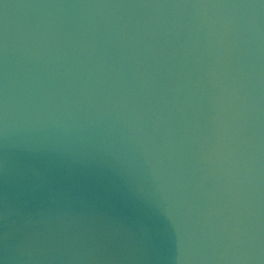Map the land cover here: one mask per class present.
<instances>
[{"label": "water", "instance_id": "95a60500", "mask_svg": "<svg viewBox=\"0 0 264 264\" xmlns=\"http://www.w3.org/2000/svg\"><path fill=\"white\" fill-rule=\"evenodd\" d=\"M34 229L8 264H264V0H0V260Z\"/></svg>", "mask_w": 264, "mask_h": 264}, {"label": "clouds", "instance_id": "9594fccd", "mask_svg": "<svg viewBox=\"0 0 264 264\" xmlns=\"http://www.w3.org/2000/svg\"><path fill=\"white\" fill-rule=\"evenodd\" d=\"M69 214L67 212L60 214L58 216V219L60 220L61 227L64 226L65 221L68 219ZM48 221V217L44 214L39 215L37 220H33L31 217L28 218L27 223L32 225H39V224H46ZM41 233L36 231L35 229L33 231H30L26 234L25 238L20 241L18 244L14 243L12 246V255L6 256L4 259L0 260V264H8L9 260H12L13 262L21 257H30L35 245L39 241V236ZM8 233H5V249H8Z\"/></svg>", "mask_w": 264, "mask_h": 264}]
</instances>
